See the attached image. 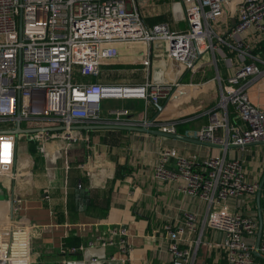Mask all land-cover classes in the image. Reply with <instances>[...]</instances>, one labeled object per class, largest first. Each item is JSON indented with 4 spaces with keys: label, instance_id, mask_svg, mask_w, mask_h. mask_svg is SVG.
<instances>
[{
    "label": "built area",
    "instance_id": "built-area-1",
    "mask_svg": "<svg viewBox=\"0 0 264 264\" xmlns=\"http://www.w3.org/2000/svg\"><path fill=\"white\" fill-rule=\"evenodd\" d=\"M138 1L0 0V177L17 176L19 133L14 129L18 122L20 128L34 130L26 132L27 143L35 142L39 148L56 139L74 141L77 135L73 127L85 124L153 126L154 121H136L122 107L110 108L103 115L100 103L139 98L157 104L168 99L180 82H106L100 78L103 67L144 63L148 52L142 57L129 53V58L124 50L139 45L148 50L154 43H163L168 58L192 70L198 57L217 48L215 40H223L212 25L222 15L224 5L236 3L238 19L228 35L240 64L220 84L209 122L193 132L195 138L221 145L224 152L210 154L195 167L194 157L163 148L152 174L161 181H180L183 192L207 202L208 212L199 222L200 228L221 235L215 245L223 250L227 264H254L256 220L228 208L225 202L254 195L258 182L248 180L241 160L226 157L225 151L229 145L242 148L264 142V112L251 104L242 82L262 72L243 38L250 33L264 35V0H179L187 23L182 29H173L165 21L147 24L144 19L152 12L145 14ZM231 107L239 121L230 122ZM159 128L175 133L173 123L160 124ZM218 129L223 136L217 134ZM12 208V218L0 219V264H38L41 226L20 215V198L13 196ZM195 229L196 217L189 212L182 225L164 226L172 264H191L190 249L180 244L186 243V236ZM126 236L125 228L113 229L104 244H114L117 237L118 254L130 262L133 247ZM81 249L71 246L67 251ZM258 250L264 254V240Z\"/></svg>",
    "mask_w": 264,
    "mask_h": 264
},
{
    "label": "crops",
    "instance_id": "crops-1",
    "mask_svg": "<svg viewBox=\"0 0 264 264\" xmlns=\"http://www.w3.org/2000/svg\"><path fill=\"white\" fill-rule=\"evenodd\" d=\"M237 19L238 5L233 2L224 5L222 15L212 25L223 40H215L217 48L198 57L192 70L168 58L165 44L154 43L148 50L145 45L124 50L133 57L136 53L146 56L148 52L146 62L104 66L100 78L106 82L133 84L147 79L158 83L180 82L172 99L163 100L164 108L160 111L155 104L139 98L116 101L136 121L152 120L154 128H159L166 119V123L174 126L179 122V131L175 133L193 137L195 130L209 122V111L216 105L220 84L240 64L239 53L228 35ZM169 25L173 29L184 28L173 22ZM262 35L247 34L243 43L250 48ZM254 57L262 72L242 82L246 83L251 104L264 112V54L260 51ZM106 107L101 111L103 115L112 106ZM230 109V122L239 121L233 108ZM107 124L110 123L99 125ZM90 125L93 124L73 127L76 140H54L43 148L38 147L33 154L28 151L30 143L18 146L17 176L0 177V219L10 215L13 195L23 198L21 215L41 226L37 239L38 264H172L164 226L182 225L187 212L195 215L196 229L186 236V243L180 245L190 249L191 264H227L223 250L215 245L221 235L200 228L199 222L208 212L207 202L183 192L180 181H161L152 174L163 148H175L186 157H194L195 167L210 154H223L224 148L219 144L195 143L137 131L89 128ZM217 134L223 136L224 132L218 129ZM225 156L239 158L246 178L259 182L264 171V143H250L242 148L229 145ZM260 201L262 241L264 186ZM225 203L234 211L254 217L257 229L255 194L231 198ZM117 228L127 230L126 239L133 247L130 262L122 260L118 254L117 237L114 244H104L111 231ZM72 233L84 239L79 244L82 249L75 253L67 251L72 245L66 244V238ZM253 241L255 244L256 236ZM93 257L97 260L91 261ZM254 264H264V260L256 258Z\"/></svg>",
    "mask_w": 264,
    "mask_h": 264
},
{
    "label": "water",
    "instance_id": "water-1",
    "mask_svg": "<svg viewBox=\"0 0 264 264\" xmlns=\"http://www.w3.org/2000/svg\"><path fill=\"white\" fill-rule=\"evenodd\" d=\"M165 103V102H164ZM164 103H157L155 104V106L157 107V110L160 111L164 108ZM116 128V129H122V130H128V131H137V132H143V133H149V134H153V135H157V136H163V137H168V138H174V139H182V140H187L190 142H195V143H204V144H209V145H216L214 143L205 141V140H200L198 138L195 137H188V136H184V135H180L177 133H170V132H166L161 130L160 128H154L152 126H147V125H129V124H115V123H110L107 125H99V124H93L90 125L89 128ZM61 129H63V127H60ZM34 130H30V129H22L20 128L19 122L16 124V127L14 129L15 133H30ZM252 143H264L263 141H255ZM264 186V171L262 173V176L258 182V186L255 192V199H256V204H257V218H258V222H257V229H256V242H255V248H254V255L258 258H262L264 260V254L261 253L258 250V244L261 240V236H262V231H263V217H262V208L260 206V197H261V191L262 188ZM78 194L83 193V191H77ZM12 200H13V195H11L10 198V218L13 217V208H12ZM85 202L87 200H84Z\"/></svg>",
    "mask_w": 264,
    "mask_h": 264
},
{
    "label": "rangeland",
    "instance_id": "rangeland-1",
    "mask_svg": "<svg viewBox=\"0 0 264 264\" xmlns=\"http://www.w3.org/2000/svg\"><path fill=\"white\" fill-rule=\"evenodd\" d=\"M138 5H139L140 9L144 11L145 14H147V11H149V10L154 13V14H152V17L150 18L149 22L150 21L151 22L165 21V22H169V23L173 22V25L180 27V28L187 26V23H186L185 18H184V13L182 10V4L179 0H162V1H160V0H151V1L150 0H139ZM172 95H173V93L170 94L169 98L172 99ZM218 99H219V97H218ZM218 99H217V101H218ZM169 101H170V99H169ZM117 103H118V101H116L115 99H105V100L101 101L100 109H101V111H105V109L107 108L106 106H112L111 108H120L117 105ZM170 104L172 105V104H174V102H171ZM170 107L171 106H168L167 109H170ZM129 109L132 110V108H129ZM218 115H220V114L218 113ZM166 122H168L167 119L163 123H166ZM28 135L29 134H26V133H19V136H18L19 148L22 147V145H24L25 143H27ZM28 151H29V149H28ZM17 162H18V160H17ZM20 179H21V177H20ZM22 199L23 198H21V207H22ZM27 220H29V219L27 218ZM30 222L37 224L36 222H33V221H30ZM37 225H39V224H37Z\"/></svg>",
    "mask_w": 264,
    "mask_h": 264
},
{
    "label": "trees",
    "instance_id": "trees-1",
    "mask_svg": "<svg viewBox=\"0 0 264 264\" xmlns=\"http://www.w3.org/2000/svg\"><path fill=\"white\" fill-rule=\"evenodd\" d=\"M160 1H162V0H160ZM152 14H154V13L152 12V13L149 14L150 16L148 15L147 17H145L144 21L147 24L156 23V22H151V21L149 22L150 18L152 17ZM157 22H161V21H157ZM249 51L254 56L257 55L260 51H262V54H264V35H262V37L259 40H257L249 48ZM246 61H249V59H247ZM163 100H165V99H163ZM163 100H162L161 103H164ZM179 125H180L179 122H177L175 124V130H176L175 132H177V130L179 131V129H178L179 128ZM37 148H38L37 144L35 142H31L28 149H29V152L33 154V153H35L37 151ZM260 203H261V201H260ZM81 242H84V239L81 237V235L79 236V235L74 234V233H72V235H70V236H68V238H66V244L68 246L72 245V246H76L77 247V246H79V244ZM256 258L258 260L263 261V259H261V258H258V257H256Z\"/></svg>",
    "mask_w": 264,
    "mask_h": 264
},
{
    "label": "bare ground",
    "instance_id": "bare-ground-1",
    "mask_svg": "<svg viewBox=\"0 0 264 264\" xmlns=\"http://www.w3.org/2000/svg\"><path fill=\"white\" fill-rule=\"evenodd\" d=\"M56 140H60V139H56Z\"/></svg>",
    "mask_w": 264,
    "mask_h": 264
}]
</instances>
